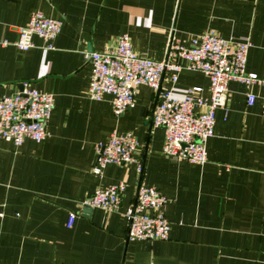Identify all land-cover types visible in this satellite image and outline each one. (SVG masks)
<instances>
[{
    "label": "crops",
    "instance_id": "0c3cea01",
    "mask_svg": "<svg viewBox=\"0 0 264 264\" xmlns=\"http://www.w3.org/2000/svg\"><path fill=\"white\" fill-rule=\"evenodd\" d=\"M34 11L60 21L61 31L52 50L33 36L34 47L21 52L13 43ZM209 31L248 37L246 72L262 83H228L205 165L162 154L163 130L149 128L157 102L149 87L141 85L118 118L111 96L88 97L85 53L113 48L127 34L136 53L162 61L171 38L187 44ZM26 83L51 94L54 106L44 141L16 148L0 138V264H264V0H0V96ZM192 87L208 95L199 72L182 71L174 85L167 73L161 81L176 97ZM114 131L136 138L141 173L135 164L91 173L95 145ZM119 182L125 189L116 211L82 206L96 189ZM140 186L168 199L167 240H127L125 211Z\"/></svg>",
    "mask_w": 264,
    "mask_h": 264
},
{
    "label": "built area",
    "instance_id": "2783aa9c",
    "mask_svg": "<svg viewBox=\"0 0 264 264\" xmlns=\"http://www.w3.org/2000/svg\"><path fill=\"white\" fill-rule=\"evenodd\" d=\"M61 31V22L45 17L41 12L31 13L28 23L21 28L13 45L21 52L34 44L32 37L41 39L47 50ZM7 45L6 42L2 43ZM250 39H223L209 31L193 36L188 43L171 38L165 59L153 61L136 53L127 34L121 35L113 48L85 53L91 74L88 97L101 101L105 95L112 97L113 116L118 118L132 108L138 88L145 85L158 92L157 102L151 113V126L163 130L162 154L175 161L203 166L207 162L206 144L212 137L216 111L226 103L228 83L237 81L250 89L262 83L255 74L246 72ZM199 72L208 79V95L201 87H192L182 97H176L172 88L161 89V81L167 73L174 85L184 71ZM254 95H246L247 105L254 102ZM54 99L51 94L23 84L20 91L0 96V138L20 147L25 139L36 143L48 136L47 125ZM264 117V106L261 110ZM139 143L131 133H111L106 141L95 145V163L91 173L101 177L109 165L135 164L142 172L136 158ZM125 189L122 182L96 189L87 197L83 207L97 208L105 212L116 211ZM168 199L152 187L140 186L135 203L125 211L128 241L167 240L170 224L164 215ZM71 213L67 226L72 225Z\"/></svg>",
    "mask_w": 264,
    "mask_h": 264
},
{
    "label": "water",
    "instance_id": "95a60500",
    "mask_svg": "<svg viewBox=\"0 0 264 264\" xmlns=\"http://www.w3.org/2000/svg\"><path fill=\"white\" fill-rule=\"evenodd\" d=\"M156 97H158V92L156 93ZM149 128H151V120H150V123H149ZM86 208V211H90L92 208L90 207H85Z\"/></svg>",
    "mask_w": 264,
    "mask_h": 264
}]
</instances>
